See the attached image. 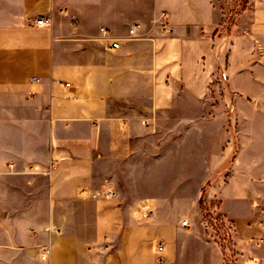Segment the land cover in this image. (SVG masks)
Here are the masks:
<instances>
[{
  "label": "crops",
  "instance_id": "0c3cea01",
  "mask_svg": "<svg viewBox=\"0 0 264 264\" xmlns=\"http://www.w3.org/2000/svg\"><path fill=\"white\" fill-rule=\"evenodd\" d=\"M248 1L226 31L214 0H0V264H156L158 242L166 264H224L218 244L165 220L168 202L128 221L113 177L157 115L211 88L239 136L214 157L215 170L230 164L213 192L238 264H264V0Z\"/></svg>",
  "mask_w": 264,
  "mask_h": 264
},
{
  "label": "rangeland",
  "instance_id": "374dc122",
  "mask_svg": "<svg viewBox=\"0 0 264 264\" xmlns=\"http://www.w3.org/2000/svg\"><path fill=\"white\" fill-rule=\"evenodd\" d=\"M214 3L220 26L226 31L241 24L249 7L248 0ZM231 109L215 97L211 88L209 97L196 107L175 108L157 115L156 131L139 133L135 145L115 161L113 175L128 221L150 220L141 213V207L149 203L147 200L168 202L172 209L163 214L165 220H188L192 229L185 237H203L214 247L218 244L224 264H238V260L233 248L232 221L224 214L223 201L213 188L219 181L226 183L230 161L215 170L214 157L228 145H238V129L231 119ZM4 217L7 178L0 182V218ZM0 245L7 248V228L3 226ZM190 248L210 253L209 248Z\"/></svg>",
  "mask_w": 264,
  "mask_h": 264
},
{
  "label": "built area",
  "instance_id": "2783aa9c",
  "mask_svg": "<svg viewBox=\"0 0 264 264\" xmlns=\"http://www.w3.org/2000/svg\"><path fill=\"white\" fill-rule=\"evenodd\" d=\"M161 17L163 19L166 18V14L162 13ZM53 20L52 18L49 17H40L36 24L37 25H43V26H50L52 24ZM105 33L106 31L103 30ZM131 34L134 33V30L131 29L130 31ZM108 48L111 50H119L120 49V43L118 40L116 39H110L108 41ZM12 167V166H11ZM105 197L106 198H113L115 197V189L113 186H109L106 193H105ZM152 207L150 205V203H146L141 207V213H142V217L143 218H150L151 214H152ZM182 227L185 228H189L191 226V223L188 220H184L181 223ZM165 250H166V246L163 242H158L156 245V264H166V258H165ZM45 253L48 254L49 253V249L46 248L45 249ZM44 258V257H43ZM244 264H256L254 261L250 260L245 262Z\"/></svg>",
  "mask_w": 264,
  "mask_h": 264
}]
</instances>
